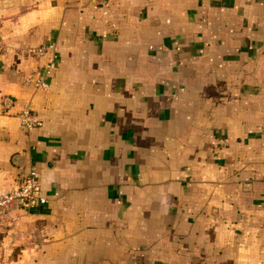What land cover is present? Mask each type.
<instances>
[{
	"label": "crops",
	"instance_id": "crops-1",
	"mask_svg": "<svg viewBox=\"0 0 264 264\" xmlns=\"http://www.w3.org/2000/svg\"><path fill=\"white\" fill-rule=\"evenodd\" d=\"M30 168L45 202L0 220V264H264V0H10L0 194Z\"/></svg>",
	"mask_w": 264,
	"mask_h": 264
},
{
	"label": "built area",
	"instance_id": "built-area-1",
	"mask_svg": "<svg viewBox=\"0 0 264 264\" xmlns=\"http://www.w3.org/2000/svg\"><path fill=\"white\" fill-rule=\"evenodd\" d=\"M21 53L28 57H44L45 62L42 65V70L35 73L32 84L40 89L45 88L47 86L46 77L53 69L56 61V53L52 43L26 46L21 48ZM10 102L11 100L8 97H3L1 107H8ZM17 117L18 126L24 130H28L38 123L36 115L27 105L20 109ZM44 202L45 198L40 194L38 174L33 168H30L27 176L16 187L0 194V220L13 207L29 209Z\"/></svg>",
	"mask_w": 264,
	"mask_h": 264
},
{
	"label": "rangeland",
	"instance_id": "rangeland-1",
	"mask_svg": "<svg viewBox=\"0 0 264 264\" xmlns=\"http://www.w3.org/2000/svg\"><path fill=\"white\" fill-rule=\"evenodd\" d=\"M9 2H10V0H0V10H2L3 6L8 4ZM227 8H230V7H226L225 10H227ZM245 9H247V11H250L251 13L253 11L259 12V8L257 6H253V5H251L250 7L246 6ZM209 13H211V11H209ZM216 73H217V75H219L216 70H213L212 76H211V70H208V71L200 72L197 76L203 77L205 79V81L206 80L208 81L207 84L209 85V84H211V81L215 79V78H213V76H216ZM176 74H177V71L175 72V70H172V75L176 76ZM172 88L174 89V87H172ZM164 89H166V87H164ZM139 91H140V94H142V95L145 93L141 89Z\"/></svg>",
	"mask_w": 264,
	"mask_h": 264
}]
</instances>
